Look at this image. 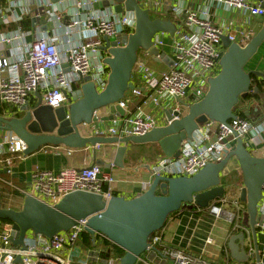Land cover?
Returning <instances> with one entry per match:
<instances>
[{"label": "built area", "instance_id": "2783aa9c", "mask_svg": "<svg viewBox=\"0 0 264 264\" xmlns=\"http://www.w3.org/2000/svg\"><path fill=\"white\" fill-rule=\"evenodd\" d=\"M105 1L107 0H0V26L8 28L0 33L1 114L8 117L21 114L29 97L35 95L36 91L42 95L43 104L53 109L65 106L68 102L67 95L70 96L75 87L81 86L83 79L87 77L91 78L98 92L105 90L110 74V69L105 64L109 54L101 49L105 46V38L120 40L123 36L132 35L136 29L133 12L117 13L114 7L95 8ZM138 1L146 10L151 7V0ZM219 1L230 7L246 10L252 17L264 18V8L260 3L251 0ZM171 8L177 11L175 7H169V10ZM29 22L31 26L26 29L24 23ZM46 24H51L52 28L43 30ZM185 25L198 27L201 33L190 45L175 40L174 59L170 69L157 75L150 65L138 57L132 73V76L138 73L145 88L158 96H170L176 103L174 110L180 114L185 113L181 102L192 105L203 99L208 91L206 81L202 85L194 84L184 65L193 69L199 67L209 73L210 77H214L221 69L219 60L225 52L222 37L228 36L231 43L241 46H245L253 38L250 32L240 31L242 37L238 41L236 34L202 19L193 10L185 11ZM167 35H155L153 47L163 46ZM118 46H123L121 41H118ZM145 56H151L149 51H145ZM143 93V89L135 87L126 93V101L131 97H141ZM126 101H120L124 109H127ZM95 116H101V112L96 111ZM130 123L132 128L127 136H143L157 128V122L150 118H135ZM263 132L264 117L257 123L236 117L229 121L228 126L208 121L193 134L192 139L182 143L179 157L160 158L151 167L152 177H193L208 165L222 162L229 144L235 145L239 138L243 139L248 133ZM27 148V144L12 132L1 131L0 171L12 175L16 161L26 157ZM0 182L11 189L5 194L1 191L2 201L6 198L8 202H12V190L16 187L1 174ZM115 182L114 176L97 164L65 168L59 173L37 168L32 173L30 191H23V197L32 194L53 206L67 194L85 191L101 194L109 201L113 197ZM223 202L227 201L224 199ZM233 203L236 208L239 207L238 201ZM211 212L219 217L224 211L221 206L216 205L211 207ZM236 217L235 210L229 214L231 222ZM258 217L263 220L260 228L264 229V185L263 199L258 205ZM86 225L87 220H82L69 232L59 233L51 239L28 232L23 249L12 242V224H3L0 220V264H121L122 257L115 253L113 247H109L114 244L108 237L100 232L89 234ZM84 233L92 237L91 245L87 248L80 247ZM156 248H161L162 256L170 260L171 264H213L204 255H191L168 246L157 232L150 237L147 251ZM249 250V254L254 255V248L250 246ZM18 257L21 263H17Z\"/></svg>", "mask_w": 264, "mask_h": 264}, {"label": "water", "instance_id": "95a60500", "mask_svg": "<svg viewBox=\"0 0 264 264\" xmlns=\"http://www.w3.org/2000/svg\"><path fill=\"white\" fill-rule=\"evenodd\" d=\"M256 1L264 8V0ZM103 7H114L117 13L133 12L136 18V29L132 35L116 41L106 37L105 46L101 47L109 54L105 59L110 69L105 90L98 92L91 78L87 77L70 96L67 95L68 104L58 109L43 104L42 95L36 91V103L28 102L22 108L20 118L0 113V132H12L22 139L28 147L25 155H31L48 145H63L76 150L85 149L88 145L93 148L117 145L111 163L97 159V150L94 149L92 165L123 169L130 143H157L165 157L177 158L182 143L192 139L193 134L206 122L228 126L229 121L236 118L234 108L240 98L244 99L249 94L252 74L264 80V73L245 70L247 63L264 43L263 19L261 30L245 46L231 43L228 36L222 37L225 52L219 60L221 69L217 76L208 79L206 95L192 105L181 102L185 108L184 114L172 108L166 110L167 126L155 128L143 136H84L82 131L85 127L93 126L98 131L101 123L126 116L120 101L129 90L135 89L131 78L139 52L149 51L153 57L161 56L159 49L153 47L155 35L166 33L174 36L177 31L176 24L170 19H152L149 10L144 9L138 0H107L95 6L96 9ZM48 28L51 29L52 25H44L43 30ZM118 41H121L122 47L118 46ZM257 91L258 88H255ZM102 109H107L108 115L95 116V112ZM227 148L222 162L210 164L190 178L156 177L145 193L130 200L113 196L106 201L101 194L76 191L51 206L32 194H26L22 209L17 211L3 208L0 187V220L11 222L12 242L23 249L28 232L51 239L59 233L69 232L80 221L87 220L86 231L89 234L103 233L109 241L125 251L121 264H137L148 250L150 237L164 228L171 214L189 205L207 209L212 202L224 199L230 185L222 183V176L231 159L235 158L244 179L240 200L247 204V226L251 228L256 264H261L257 228L263 225L259 222L258 205L263 199L264 158L253 156L242 138ZM245 240L246 235L241 233L232 237L229 243L232 258L238 264H247L253 258L244 246ZM17 263H21L20 257Z\"/></svg>", "mask_w": 264, "mask_h": 264}, {"label": "crops", "instance_id": "0c3cea01", "mask_svg": "<svg viewBox=\"0 0 264 264\" xmlns=\"http://www.w3.org/2000/svg\"><path fill=\"white\" fill-rule=\"evenodd\" d=\"M251 1L258 3L256 0ZM169 7H175L177 11H173L172 8L169 10ZM148 10L152 19H170L176 24V32H178L174 36H165L163 46L158 48L161 56L146 57L145 51L139 52L138 57L150 65L157 75L171 68L174 59L175 40H179L185 45H190L198 39L201 33L198 27H188L185 25L186 10L196 11L202 19L209 20L227 32L236 34L238 41L242 37L241 32H250L252 37H254L261 30V20L264 19L262 17H252L248 11L230 7L219 0H151V7ZM247 66L249 67L245 69L246 72L256 71L264 73V43L254 58L247 63ZM184 69L191 75L195 85H202L209 78L213 77H210L209 73L201 70L199 67L193 69L184 65ZM217 75H214V77ZM257 80L264 82L258 76ZM131 82L136 88L143 89L144 95L141 97H131L127 101L125 97L122 99L127 104V109L122 108L126 111V116L124 118H116L112 122L101 123L98 131L93 126L85 127L82 131L84 136L126 137L127 132L132 128L130 121L135 118L153 119L157 122V128L168 125L165 111L175 108L176 103L174 100L170 96L160 97L154 91L145 88L138 73L133 74ZM29 103L35 104L36 101H30ZM261 104L263 110L261 112L262 116L259 117L263 118L264 96ZM100 112L102 116L108 115L107 109H102ZM16 117L20 118L21 115L19 114ZM249 121L252 123L258 122V120ZM243 142L253 156L264 158V132L261 134L248 133L244 136ZM94 149L97 150V159L111 163L114 159L117 145H103L96 148L88 145L85 149L77 150L66 148L63 145L43 146L37 152L17 160L12 175H7L1 170L0 174L3 178L12 182L16 187L12 190L14 195L13 201L8 202L4 198L2 201L3 208L17 211L22 209L24 203L23 191H30L32 173L37 168L59 173L65 168H82L86 165H92L94 163ZM70 151L71 154H69ZM162 157H165V155L157 143H130L127 146L123 169L114 166L110 169L104 167L116 180L113 186V196L124 197L130 200L145 193L154 180L151 174V167ZM222 183L230 185V190L224 197L227 201L226 203L223 202L224 199L216 200L207 209H200L195 205H189L181 211L176 212L177 214L168 220L166 227L160 232L168 246L191 255H204L213 264H238L232 258L229 243L232 237L238 236L241 233L246 235L244 246L247 252L249 253L250 246L254 248L251 228L247 226V204L240 200V193L244 188L243 174L235 158L231 159L224 171ZM0 186L2 187L1 191H3V194L11 191L10 188H7L1 182ZM233 201L239 202L238 208L235 207ZM216 205L221 206L224 211L219 217L211 212V207ZM234 210L238 212L237 215L241 214L240 219H238L241 226L237 225V220L233 223L229 218V214ZM259 222H263L260 217ZM235 228H239L238 231H235ZM257 231L259 255L261 264H264V229L258 227ZM81 241L80 247L84 248L83 240ZM114 246L116 245L109 247H113L118 256H124ZM252 256L253 258L247 264H256L255 253ZM137 264H171V261L162 256L161 248H156L146 251L137 261Z\"/></svg>", "mask_w": 264, "mask_h": 264}, {"label": "trees", "instance_id": "16d2710c", "mask_svg": "<svg viewBox=\"0 0 264 264\" xmlns=\"http://www.w3.org/2000/svg\"><path fill=\"white\" fill-rule=\"evenodd\" d=\"M31 26L30 22L27 24V23H24V27L26 29H29ZM252 85H251V89H250V92L249 94L247 95V97H245L244 99L243 98H240L239 99V103L238 105H236V107L234 108V115L236 117H240V118H244V119H247V120H252V121H257L258 122L263 119V118H260L262 115H261V112H262V98L264 96V82H259V80H257V76L252 74ZM255 88H258V91L255 92ZM260 116V117H259ZM264 117V115H263ZM160 194V193H158ZM4 198V197H3ZM217 203H220V202H217ZM238 213V212H237ZM175 214L177 213H173L169 216L168 220L174 216ZM240 213L237 215V217L234 219L233 223L238 222V226H241L240 224V221H238V219H240ZM167 220V222H168ZM167 222L164 226V228L166 227L167 225ZM2 223L3 224H11V222L9 220H2ZM164 228L157 232V233H160L164 230ZM236 230L235 231H238L239 228H235ZM82 240H83V243H84V247H89L91 245V242H92V237H90V235L88 233H84L83 236H82ZM114 248H116V250L120 251L121 254H124L125 255V252L119 248L118 246H114ZM123 256V255H121Z\"/></svg>", "mask_w": 264, "mask_h": 264}, {"label": "rangeland", "instance_id": "374dc122", "mask_svg": "<svg viewBox=\"0 0 264 264\" xmlns=\"http://www.w3.org/2000/svg\"><path fill=\"white\" fill-rule=\"evenodd\" d=\"M7 30H8L7 27H0V31H3V32H4V31H7ZM253 58H254V57H253ZM253 58H252V59H253ZM250 61H251V60H250ZM250 61H249V62H250ZM248 67H249V66L246 65L245 69L248 68ZM30 101H31V102H33V101L35 102V101H36L34 95H32V96L29 97V102H30ZM223 174H224V173H223Z\"/></svg>", "mask_w": 264, "mask_h": 264}]
</instances>
